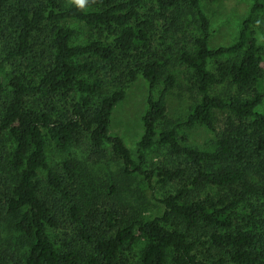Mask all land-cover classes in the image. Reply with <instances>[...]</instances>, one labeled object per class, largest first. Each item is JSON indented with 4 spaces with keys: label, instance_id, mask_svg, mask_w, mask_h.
Segmentation results:
<instances>
[{
    "label": "trees",
    "instance_id": "1",
    "mask_svg": "<svg viewBox=\"0 0 264 264\" xmlns=\"http://www.w3.org/2000/svg\"><path fill=\"white\" fill-rule=\"evenodd\" d=\"M62 1L0 0V202L28 242L22 257L9 259L0 248V264H131L124 253L141 239L132 264H264V0L254 2L236 42L216 48L202 0H88L84 9ZM69 18L108 31L113 42L73 43ZM173 58L198 95L182 121L167 114L177 82L168 71ZM140 73L147 108L132 152L110 124ZM112 78L120 87L105 94ZM223 84L235 92H213ZM197 124L216 133L214 150L180 141L179 129ZM85 141L96 160L119 158L127 177L176 183L159 199L162 214L128 222L114 209L84 214L69 190L75 162L53 167L49 147ZM155 146L166 147L173 162L149 160ZM210 187L220 193L195 196ZM69 223L79 230L60 239Z\"/></svg>",
    "mask_w": 264,
    "mask_h": 264
},
{
    "label": "rangeland",
    "instance_id": "2",
    "mask_svg": "<svg viewBox=\"0 0 264 264\" xmlns=\"http://www.w3.org/2000/svg\"><path fill=\"white\" fill-rule=\"evenodd\" d=\"M256 0H202V8L211 21L212 36L210 46L216 48L221 45H232L236 42L243 20L250 12ZM71 0H63V7H69ZM264 16V11L261 14ZM76 30L73 43H87L90 39L100 38L105 42H113V35L108 31L98 33L95 29L82 21L69 18L64 21ZM259 42L264 45V36L258 32ZM159 41H155L156 47L162 49ZM169 43H167L168 45ZM264 57V50L262 51ZM170 56V55H168ZM230 56L210 60L209 68L215 70L217 61L226 60ZM83 60L84 58H80ZM168 71L176 76L175 88L168 94V117L177 121L185 120L189 114L191 105L198 100V95L190 89L187 75L188 69L176 58L168 66ZM105 76V75H104ZM115 79L107 80L105 94L119 89ZM163 89V82H159L156 95ZM217 94L233 93L235 88L229 84L219 85L213 88ZM148 82L140 73L137 79L130 83L124 100L120 101L112 112L110 133L122 137L127 147L133 152L136 143L144 132L143 115L147 108ZM258 111H264V100L258 107ZM217 127L223 126L224 114H219ZM180 141L188 146L202 150H214L216 147V133L204 124H197L192 128L179 129ZM149 160L156 163H172L171 155L166 147L155 146L148 152ZM72 159L77 166V175L74 181H69V190L73 194L75 202L81 207L84 214L95 211L102 216L105 209H114L125 222L133 219H151L163 212L160 198L172 193L177 184L170 182L158 184L155 180L149 182L141 175L127 177L123 175L122 162L119 158L109 156L106 159L96 160L87 141L82 144H72L67 150H59L54 146L49 147V162L55 168H60L62 162ZM220 193L218 188H206L195 196L204 197L206 194ZM16 215H10L5 209L4 202H0V248L10 259L22 257L27 249L26 237L16 228ZM70 224V225H69ZM64 224L59 229L60 239L71 240L79 230V224ZM144 239L138 240L131 250L124 253L132 263L136 262L145 246ZM208 247V246H207ZM167 264H171L170 261Z\"/></svg>",
    "mask_w": 264,
    "mask_h": 264
},
{
    "label": "clouds",
    "instance_id": "3",
    "mask_svg": "<svg viewBox=\"0 0 264 264\" xmlns=\"http://www.w3.org/2000/svg\"><path fill=\"white\" fill-rule=\"evenodd\" d=\"M71 2L75 4L78 8L84 9L86 4L88 3V0H71Z\"/></svg>",
    "mask_w": 264,
    "mask_h": 264
}]
</instances>
